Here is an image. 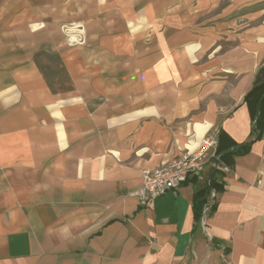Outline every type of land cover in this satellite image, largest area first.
<instances>
[{
	"label": "crops",
	"instance_id": "obj_1",
	"mask_svg": "<svg viewBox=\"0 0 264 264\" xmlns=\"http://www.w3.org/2000/svg\"><path fill=\"white\" fill-rule=\"evenodd\" d=\"M46 3L0 0V264H264V131L244 100L264 80V0ZM219 131L217 167L139 204L142 171Z\"/></svg>",
	"mask_w": 264,
	"mask_h": 264
},
{
	"label": "built area",
	"instance_id": "obj_2",
	"mask_svg": "<svg viewBox=\"0 0 264 264\" xmlns=\"http://www.w3.org/2000/svg\"><path fill=\"white\" fill-rule=\"evenodd\" d=\"M216 142L217 140L213 138H206L203 140L199 150L181 153L159 167L142 171L141 186L136 192L139 204L149 207L155 199L168 191L176 190L188 178H200L205 165L211 160L216 159ZM222 170L224 172L230 171L227 166H222ZM215 197V191L211 190L202 208L199 223L204 229L206 217L213 206Z\"/></svg>",
	"mask_w": 264,
	"mask_h": 264
},
{
	"label": "trees",
	"instance_id": "obj_3",
	"mask_svg": "<svg viewBox=\"0 0 264 264\" xmlns=\"http://www.w3.org/2000/svg\"><path fill=\"white\" fill-rule=\"evenodd\" d=\"M245 102L249 104L250 106H253V130H252V136L254 138H258L260 134L264 131V80L259 81L254 85L252 90L245 96L244 98ZM221 133L218 132L217 135V142H216V148H215V156L216 159L211 160L212 163L215 164L217 167L221 163V156L219 152V139H220ZM250 143H246L244 145H241L240 148H246ZM194 179H198L197 177H193ZM217 182L212 177L208 179L206 182V185L204 188L199 189L195 194V201L193 204V210L195 215V221L196 223L199 222V219L201 217L202 208L205 205L207 199L203 198L204 196L210 194L211 190H216ZM203 196V197H202ZM203 199V200H202Z\"/></svg>",
	"mask_w": 264,
	"mask_h": 264
},
{
	"label": "rangeland",
	"instance_id": "obj_4",
	"mask_svg": "<svg viewBox=\"0 0 264 264\" xmlns=\"http://www.w3.org/2000/svg\"><path fill=\"white\" fill-rule=\"evenodd\" d=\"M154 1H158V0H154ZM43 2L44 4L46 2L49 4L51 0H43ZM15 8L16 9L14 10V12L16 13V16H15L16 19H18L19 17L28 16V15L30 16V14H32V9H30L29 6H27L26 4L17 3ZM54 13H56V11H54ZM46 18L49 19V17H46ZM7 28L6 26L0 24V34L6 31ZM71 43L77 44V45L81 44L76 39H74V41H72ZM12 53L14 54V56L18 55V52H12ZM36 64L43 71L44 76L46 77L48 82H50L51 84L64 81L60 63L58 62L56 58L44 55L36 59ZM214 264H225L224 258L222 257L215 258Z\"/></svg>",
	"mask_w": 264,
	"mask_h": 264
}]
</instances>
